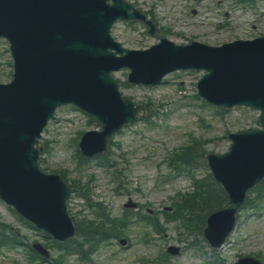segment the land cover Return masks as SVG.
Masks as SVG:
<instances>
[{
  "label": "water",
  "instance_id": "1",
  "mask_svg": "<svg viewBox=\"0 0 264 264\" xmlns=\"http://www.w3.org/2000/svg\"><path fill=\"white\" fill-rule=\"evenodd\" d=\"M129 8L125 0H0V37L11 44L15 68L13 82L0 87V199L62 240L73 234L65 212L69 191L57 177L39 172L34 145L55 108L72 103L102 123V133L82 141L83 147L86 139H96L100 153L105 140L135 114L118 95L112 71L129 67L130 82L153 84L168 71L205 69L199 96L222 107L258 109L264 128V38L221 48L165 43L170 49L165 46L162 54L156 52L161 46L124 51L109 29L118 19L136 18ZM230 138L227 155L208 157L214 178L229 193V207L207 221L210 239L215 223L227 221L216 247L232 230L246 193L264 178V131Z\"/></svg>",
  "mask_w": 264,
  "mask_h": 264
},
{
  "label": "rangeland",
  "instance_id": "2",
  "mask_svg": "<svg viewBox=\"0 0 264 264\" xmlns=\"http://www.w3.org/2000/svg\"><path fill=\"white\" fill-rule=\"evenodd\" d=\"M131 3L142 11H151L158 27L166 32L160 35L180 44L197 40L216 46L264 35V0H255L253 4H240L238 0H201L199 3L195 0H131ZM112 35L130 49L145 48L156 42V38L147 36L145 28L139 24L116 23ZM11 73L7 46L0 41V84L8 83ZM126 74V71H121L114 76L122 83ZM201 75L202 72L175 73L167 76L163 85L150 89L122 85L121 90L132 101L149 106L158 113L151 118L153 126L145 121L149 112H145V115L143 112L138 121L112 139L114 146L111 156H124L117 162L122 174L116 176V180L111 171L94 163L77 168L75 140L80 132L93 127L88 126L85 115L67 109L58 111L56 120L48 124L42 135V139L48 141V155L41 156L40 168H47L46 172L63 171L69 184L74 181L79 186H87L93 201L104 203L113 216L121 215L125 211L123 205L130 200L142 206L141 209H131L133 212L142 211L163 223L165 217L160 212L171 211L178 193L191 191L190 181L185 176L174 181H163L162 175L169 169L163 162L166 155L187 143L190 137L207 141V152L222 154L230 144L228 133L257 128V112L235 108L220 116L213 108L204 107L201 101L195 99V84ZM198 174H204V171ZM69 208L73 216L89 217L91 214L77 195L71 196ZM0 222L9 225L23 243H44L40 234L25 226L1 202ZM125 233L127 238L122 237L126 241L125 247L112 240L98 249L90 258L91 262L80 260L78 256L68 257L63 262L156 264L160 253H165L167 246H174L180 252L177 256L165 253L167 264H206L215 258L221 260L222 264H231L240 257L253 258V255L261 256L259 261L264 264V207L260 215L242 211L228 243L216 252H212L200 236H179L175 223H168L164 234L140 224L130 225ZM195 240L200 244L189 246L190 241ZM51 255H54L53 252ZM27 256V251L21 248L0 249V264H30Z\"/></svg>",
  "mask_w": 264,
  "mask_h": 264
},
{
  "label": "trees",
  "instance_id": "3",
  "mask_svg": "<svg viewBox=\"0 0 264 264\" xmlns=\"http://www.w3.org/2000/svg\"><path fill=\"white\" fill-rule=\"evenodd\" d=\"M202 156L203 153H201L200 149H198V146L192 144L188 146L181 153L182 165H185L184 167L185 169L197 168L198 164L202 160ZM213 187L216 186L211 182V184L202 187L199 193L191 197L189 200L187 198L184 199L181 207L178 208L177 212L187 217H191V218L193 217L194 222L202 223V217H199V213L207 215L211 211L221 208L226 201L225 195L216 188L215 190H213ZM263 191L264 189L260 188L257 191L258 196L262 195ZM197 206H199L200 209L198 208L195 209ZM196 211L198 213H196ZM114 223L115 222L112 221L110 222V224L112 225ZM120 223L121 220L119 221V223H117V225L119 226ZM77 232L79 235L82 236L83 239L82 243H88V244H92L94 241L98 242L100 238H102L107 234L105 223H101L97 226L80 225L77 228ZM71 244H72L71 245L72 248L76 247L75 243H71ZM82 245L83 244L81 243L77 244V246L79 247H81Z\"/></svg>",
  "mask_w": 264,
  "mask_h": 264
}]
</instances>
